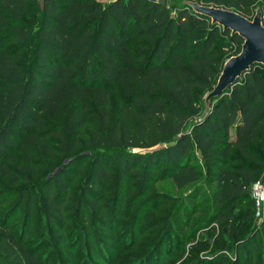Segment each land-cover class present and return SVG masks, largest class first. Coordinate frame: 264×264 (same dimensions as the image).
<instances>
[{
  "label": "trees",
  "instance_id": "16d2710c",
  "mask_svg": "<svg viewBox=\"0 0 264 264\" xmlns=\"http://www.w3.org/2000/svg\"><path fill=\"white\" fill-rule=\"evenodd\" d=\"M194 1L248 20L258 8L264 26V0H258V7L257 0ZM188 4L176 0H0V44H10L0 50V178L11 186L25 180L26 170L33 167L16 174V167L9 164L20 151L28 152L29 146L42 144L44 149L50 137L62 144L66 140L67 151L73 154L77 143L67 136L91 122L88 151L68 162L76 163L79 157L90 160L79 201L83 223L89 221V209L103 202L106 184L123 186L133 177L149 187L159 176L171 179L179 190L195 184L201 175L195 165H189L194 157L210 172V182L221 188L214 202L226 198L232 206L243 201L254 207L251 185L257 180L264 183V65H254L205 113L199 94L213 89L226 60L240 53L243 40ZM227 38L234 52L225 57L230 51L224 42ZM117 84L122 100L112 110L108 96ZM66 103L72 107L65 129L51 127L49 121L63 116ZM233 148L238 157L232 160L233 169H225L224 160ZM65 168L43 183L44 196L58 212L68 190L61 175ZM8 190L3 186V191ZM18 196V204L10 210L19 209L25 199L24 212L29 216L32 194ZM186 207L196 206L185 204L183 213ZM214 211L209 220L220 221L221 214L213 215ZM6 220L0 230L5 257L0 264H51L36 247L26 245L23 228L13 231ZM188 220L191 223L189 215L184 221ZM206 227L207 223L200 226ZM260 233L264 252V206ZM252 237L255 233L244 236L243 244ZM252 245L254 249V241ZM160 249L154 247L146 260ZM92 257L104 264L111 261L104 244L91 246ZM145 258L133 264H145Z\"/></svg>",
  "mask_w": 264,
  "mask_h": 264
},
{
  "label": "rangeland",
  "instance_id": "374dc122",
  "mask_svg": "<svg viewBox=\"0 0 264 264\" xmlns=\"http://www.w3.org/2000/svg\"><path fill=\"white\" fill-rule=\"evenodd\" d=\"M108 1L110 0H104ZM176 1L196 3L194 0ZM255 5L258 7V0ZM224 42L228 45L227 50H230L225 57L231 56L234 44L228 38ZM2 44L0 50L10 45L7 41ZM104 84L107 85L106 82ZM207 93L199 94L202 100ZM120 95L121 88L117 84L108 96L110 109L113 110L122 100ZM71 107V103L64 104L63 116L49 121L50 126L64 130ZM93 128L94 124L87 122L67 136L70 142L72 138L76 140L77 147L73 154L68 153L66 140L62 144L54 137L48 138L44 149L42 144L29 146L28 152L20 151L16 154L14 162L9 164L10 167H16V174L25 171L28 166L33 169L26 170V179L13 186L0 178V230L7 223L8 217L10 228L13 231L23 228L26 232V245L36 247L41 256L48 257L51 264H104L100 259L96 262L95 258L91 259V246L100 247L101 244L106 245V250L110 252L109 264L140 262L148 257L154 247L162 249L150 260L145 258V264H264L260 233L262 209L247 206L243 201H237L232 206L226 198H218L220 202H214L215 195L221 188L210 182V172L195 157L189 163L195 165L201 175L195 184L179 190L171 179L163 176H159L149 187H145L139 180H133V177L123 186L112 188L106 184L101 205L89 209L87 224L80 221L79 201L83 198L82 191L90 160L79 157L80 160L77 158L76 163L68 162L74 155L88 151L85 144ZM234 157H238V153L233 148L231 155L224 160L225 169H233ZM143 163L144 161L138 164V167H142ZM164 163L165 157L162 165ZM64 168L65 172L61 175L67 180L68 190L65 204L61 212H58L44 196L43 183ZM3 186L10 190L3 191ZM194 186L198 189H194ZM20 192L33 196L29 216L24 212L25 199L19 209L10 210L18 204ZM6 198L11 199V202L3 204L2 201ZM97 203L96 200V205ZM185 204L196 207H186L183 213ZM212 211L213 215L221 214L222 219L216 222L209 220L212 218ZM188 215L191 223L189 220L187 223L184 221ZM49 220L55 222L51 224ZM103 223L105 228L102 227ZM205 223L207 227L200 228ZM252 233H255V237L243 244L244 236ZM253 241L255 246L251 249ZM110 242L113 244H109ZM2 243L3 236L0 232V245ZM4 258L0 250V262Z\"/></svg>",
  "mask_w": 264,
  "mask_h": 264
},
{
  "label": "water",
  "instance_id": "95a60500",
  "mask_svg": "<svg viewBox=\"0 0 264 264\" xmlns=\"http://www.w3.org/2000/svg\"><path fill=\"white\" fill-rule=\"evenodd\" d=\"M161 3L164 4V1ZM188 5L195 13L210 19L212 24L221 27L224 32L230 31L231 35H238L243 40L240 53L226 60L217 83L206 94L204 98L206 113L211 102L234 85L254 65H264L262 13L257 9L252 20H248L230 10L201 6L197 3Z\"/></svg>",
  "mask_w": 264,
  "mask_h": 264
},
{
  "label": "built area",
  "instance_id": "2783aa9c",
  "mask_svg": "<svg viewBox=\"0 0 264 264\" xmlns=\"http://www.w3.org/2000/svg\"><path fill=\"white\" fill-rule=\"evenodd\" d=\"M250 195L254 202V208L263 209L264 206V183L257 180L251 185Z\"/></svg>",
  "mask_w": 264,
  "mask_h": 264
}]
</instances>
